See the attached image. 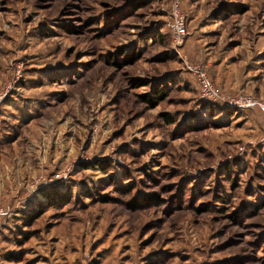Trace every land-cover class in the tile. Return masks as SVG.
Listing matches in <instances>:
<instances>
[{
  "label": "rangeland",
  "instance_id": "rangeland-1",
  "mask_svg": "<svg viewBox=\"0 0 264 264\" xmlns=\"http://www.w3.org/2000/svg\"><path fill=\"white\" fill-rule=\"evenodd\" d=\"M172 3L0 0V264H264V119L212 111L188 69L210 75L218 44L228 60L261 59L264 0H179L178 47ZM152 85L167 97L148 107ZM50 183L71 201L26 226Z\"/></svg>",
  "mask_w": 264,
  "mask_h": 264
},
{
  "label": "trees",
  "instance_id": "trees-1",
  "mask_svg": "<svg viewBox=\"0 0 264 264\" xmlns=\"http://www.w3.org/2000/svg\"><path fill=\"white\" fill-rule=\"evenodd\" d=\"M135 6H136V10H137L138 8L143 7L144 3L141 1H136ZM224 10H226L224 13L227 15L231 14V12H234V11L238 15H240V14L242 15L243 13L246 12V8L242 4H235V5L225 4ZM185 21H186V27L188 28L186 17H185ZM167 32L170 35V32L168 30H167ZM139 57L140 56H139L138 52L131 51L128 54L123 53L122 58H124L125 60H128L129 62H132V61L138 59ZM110 58L111 59L109 61L111 62V65H113V66L119 65V63H118L119 59L112 58V56H110ZM136 81H137L136 84L134 83L135 86H137V85H145V86L149 85L150 86L149 82H147L145 80L141 81L139 84H138V80H136ZM166 97H167V93H165V90L160 89L156 85H152L150 87V92L148 91L144 94L139 95V98H141V101H143L148 107L157 106L162 101H164V99ZM206 104H207V107L210 108L212 111L219 110V111H221V113H225L226 115H231L232 112L238 113L239 111H245V109H238V108H234V107H229L223 103H218V102H206ZM166 117H168L167 114H166ZM104 161L105 160L97 159V160H95L94 164L100 166L101 169L103 171H105V170H107L109 165ZM59 181H62V179H59ZM135 186H136V184H134V182L128 183L126 186L123 187L124 192L130 193L135 188ZM123 188L121 189V187H120L119 190H121L123 192ZM39 195H40V198L36 199V204H35L34 208L30 209L29 212H27L25 214V216L22 217L23 219H25L24 224L26 226L31 225L34 222V220L38 219L46 209H48L50 207H63L71 201V198L69 196H67V195L64 196L63 194L59 193V189L56 187V185H53L51 183H50V185H45V187H43L39 191ZM152 199H153V196H151V195L150 196H144L140 199L132 197L130 199L131 200L130 204L133 206H148V205L153 204ZM156 200L159 202H162L161 200L158 199V197ZM222 200L224 203H227L225 199H222ZM245 210L246 209L243 208L244 213H245ZM221 211H224V209ZM2 215H4L5 217L9 216L5 212ZM237 215H238V213L236 212L235 214L231 215L229 218H231L232 220H236V222L240 221V219L238 218ZM12 258L13 259L15 258L14 254H12V252H8L6 259L11 260Z\"/></svg>",
  "mask_w": 264,
  "mask_h": 264
},
{
  "label": "crops",
  "instance_id": "crops-1",
  "mask_svg": "<svg viewBox=\"0 0 264 264\" xmlns=\"http://www.w3.org/2000/svg\"><path fill=\"white\" fill-rule=\"evenodd\" d=\"M245 44L246 41L244 42V40H242L239 43V45H245ZM254 45L257 47V51L254 50V52L256 51L259 55H263L262 58L259 60L257 59V55H255L256 53L250 56L248 61L247 60L244 61V59L242 60V58L239 60L236 59L233 60V58L231 60L230 59L228 60L230 54L227 53L230 51V49L224 51L222 48V44L220 45L218 44L216 47L218 48L221 47V49L225 53L224 58L221 61H219L217 60L220 59L217 54L218 48L215 49L214 51H209L208 49V55H209V56L207 55L209 61L208 63L212 64L210 68V76L213 82L221 90L229 93L253 92L257 96H260L264 99V38L257 40L254 43ZM243 54L246 55L247 53H243ZM253 57L254 59H252ZM247 70L250 71L251 73L254 72L253 74L255 75H257V72H259L258 76L260 77H257V79H253V75H250L251 73L249 74L246 73ZM262 104L263 106L257 105L245 109V111H248L247 113L249 114L248 117L251 118V119L249 118L246 119L247 126H251L252 123L256 126V123L252 119V117L257 118L258 120H260V122H262V120L264 119V103ZM257 130L254 129L253 132L254 131L258 132Z\"/></svg>",
  "mask_w": 264,
  "mask_h": 264
},
{
  "label": "built area",
  "instance_id": "built-area-1",
  "mask_svg": "<svg viewBox=\"0 0 264 264\" xmlns=\"http://www.w3.org/2000/svg\"><path fill=\"white\" fill-rule=\"evenodd\" d=\"M166 29L170 32L175 47L180 46L188 34L185 15L179 7V0H173L166 21ZM188 69L197 77L199 83V93L203 101L223 103L229 107L247 109L254 106H263L253 95L248 93H229L221 90L208 74L207 67L204 65H190ZM256 141H254L255 143ZM253 143V144H254ZM264 144V136L258 140ZM244 147H240L243 150ZM4 213L0 206V215Z\"/></svg>",
  "mask_w": 264,
  "mask_h": 264
}]
</instances>
